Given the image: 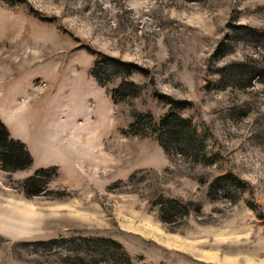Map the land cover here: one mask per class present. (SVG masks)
Here are the masks:
<instances>
[{
    "label": "rangeland",
    "instance_id": "rangeland-1",
    "mask_svg": "<svg viewBox=\"0 0 264 264\" xmlns=\"http://www.w3.org/2000/svg\"><path fill=\"white\" fill-rule=\"evenodd\" d=\"M262 34L264 0H0V264H264Z\"/></svg>",
    "mask_w": 264,
    "mask_h": 264
},
{
    "label": "trees",
    "instance_id": "trees-1",
    "mask_svg": "<svg viewBox=\"0 0 264 264\" xmlns=\"http://www.w3.org/2000/svg\"><path fill=\"white\" fill-rule=\"evenodd\" d=\"M251 33H255L251 32ZM262 38H264V35H260ZM98 66V65H97ZM118 68L128 72L130 69L128 64L124 63H117ZM136 68V66H135ZM95 77L99 80V82L104 85V80L98 75V69H95L94 71ZM262 77H264V71L258 75V80H260ZM250 83V82H249ZM130 90H133L131 86H128L126 83L122 84V90L120 94H123V92H128ZM114 94V93H113ZM114 99L116 100V95H113ZM141 120H145L144 118H141ZM186 123L179 121V119H175L174 117H164L160 120V128L164 132L170 131L175 128H180L181 135L183 137V141L186 143L187 147L190 148V146L193 144L194 139L192 138L191 131L188 129ZM167 130V131H166ZM160 139L162 141V134L160 135ZM196 154V153H195ZM197 155V154H196ZM33 164V158L30 155L29 151L27 150V147L24 143L20 142L17 139H14L11 136L10 131L7 129V127L2 123L0 120V167L5 171H19L22 170L28 166H31ZM223 183V189L227 190L229 188V185L233 184L232 179H230L229 176H225L223 179H221ZM30 183L34 184L35 179H30ZM165 214H173L176 212V207L172 202H170L167 207L164 209ZM113 246H116L115 248H112ZM113 246H107L108 247V253L113 255H118L119 251L121 250V246L119 244H113ZM119 250V251H118ZM124 257L126 258V261L128 264H134L132 263L131 259L124 253ZM126 262V263H127Z\"/></svg>",
    "mask_w": 264,
    "mask_h": 264
}]
</instances>
